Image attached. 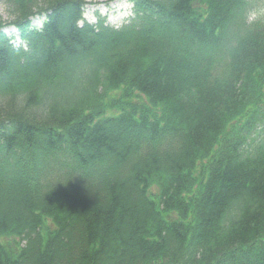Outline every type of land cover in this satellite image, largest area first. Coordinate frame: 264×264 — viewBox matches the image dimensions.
Wrapping results in <instances>:
<instances>
[{"label": "trees", "instance_id": "1", "mask_svg": "<svg viewBox=\"0 0 264 264\" xmlns=\"http://www.w3.org/2000/svg\"><path fill=\"white\" fill-rule=\"evenodd\" d=\"M128 1L6 0L0 264H264L260 0Z\"/></svg>", "mask_w": 264, "mask_h": 264}, {"label": "rangeland", "instance_id": "2", "mask_svg": "<svg viewBox=\"0 0 264 264\" xmlns=\"http://www.w3.org/2000/svg\"><path fill=\"white\" fill-rule=\"evenodd\" d=\"M88 4L85 6L84 18L90 23H95L97 18L94 17L91 13L89 14L88 10L98 9L99 14L102 18H106L107 23L113 26H119V22L123 16L127 15L128 11H125L124 2L126 0H85ZM130 4H127V6ZM258 10L252 12L249 17V21L264 15V0H260ZM130 13V12H129ZM0 17L3 22L9 21L11 19L10 11L6 5V0H0Z\"/></svg>", "mask_w": 264, "mask_h": 264}]
</instances>
